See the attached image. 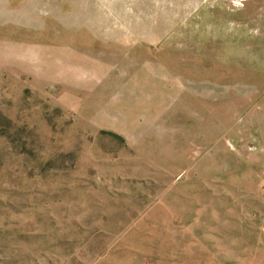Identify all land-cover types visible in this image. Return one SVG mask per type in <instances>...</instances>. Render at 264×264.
Returning a JSON list of instances; mask_svg holds the SVG:
<instances>
[{
  "label": "rangeland",
  "instance_id": "obj_1",
  "mask_svg": "<svg viewBox=\"0 0 264 264\" xmlns=\"http://www.w3.org/2000/svg\"><path fill=\"white\" fill-rule=\"evenodd\" d=\"M0 264H264V0H0Z\"/></svg>",
  "mask_w": 264,
  "mask_h": 264
}]
</instances>
